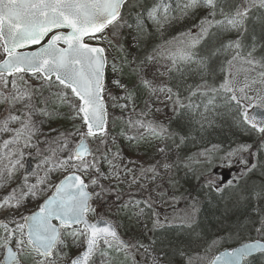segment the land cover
<instances>
[{
    "label": "snow or ice",
    "instance_id": "6c2138e0",
    "mask_svg": "<svg viewBox=\"0 0 264 264\" xmlns=\"http://www.w3.org/2000/svg\"><path fill=\"white\" fill-rule=\"evenodd\" d=\"M129 2L0 0V133L10 134V138L5 139L2 145L8 150L5 158L9 163L0 171V180L11 181L18 169L26 168L25 149L35 150L39 158L37 168L43 171V175H37L35 182H30V177L25 174L17 187L0 198V209L20 212L25 207V201L41 198L49 185L52 189L37 210L21 215L19 220L0 223V229L3 230L0 233V264H25L27 260L31 264H111L113 252H123L127 256L132 248H143L145 253H149L150 264H170L154 249L152 252L155 254H152L144 244H132L122 239L118 226L99 216L92 204L94 199L102 200L111 190L102 183L111 177L103 172L101 161L111 165L115 176L121 174L99 147L107 143V101L109 98L112 101H131L133 93L115 75L112 85L122 90L124 96L113 93L106 83L107 49L90 45L86 38L107 42L112 46L113 39L110 36L119 37L121 29L132 28L124 15ZM200 7L209 9V14L200 21L199 33L181 42L182 46L171 57L172 63L174 66L177 62L196 64L200 69H206L209 60L225 54L227 69L221 65V71H227V75L218 87L205 82L197 85L195 90L190 89V94L196 96L199 93L207 97L209 105L214 104L219 97L226 110L233 115L234 123L255 132L259 140L264 142V58L257 59L254 55L255 46L246 48L242 39L220 42L218 47H209L206 55L196 51L201 41L220 32L235 31L242 37L248 30L246 25L254 14L253 10L264 9V0H235L228 12H220L221 19L216 18L218 0H185L181 12L186 15L190 10ZM168 12L166 5L155 4L147 10V17L159 28L169 19ZM141 16L137 13L138 18ZM106 29H111L110 34L106 33ZM143 32V26L137 23L132 33L133 40L138 41ZM49 33L54 34L47 44L36 51L24 50L38 44ZM116 47L122 50L118 40ZM158 54L160 50H154L153 54L146 55L140 61V65L155 61ZM112 71L115 74L123 71V68L113 65ZM137 75L142 87L153 94L164 93L166 99L173 102V111L177 107H191L183 105L172 88L157 87L139 72ZM241 75L242 81L239 80ZM30 79L38 81V85L30 83ZM255 85L260 87L255 89V95H250ZM56 88H59L58 92L54 91ZM45 91L49 94L45 95ZM53 97L72 107V119L80 122L74 124V131H42L46 120L40 117L52 118L53 112L49 106L53 104ZM114 106L123 110L129 105L116 103ZM205 108L207 110V106ZM144 115L145 110H142L140 117L129 119V126L137 132L131 138H144L146 134L162 138L167 129L141 118ZM41 135L45 137L43 141L39 139ZM34 139L37 143L32 142ZM41 143L47 147L41 148ZM92 143H97L95 150L91 147ZM251 147L248 144L240 145L237 151L249 152ZM259 147L264 149V143ZM165 151V147L159 149L162 154ZM27 155L29 159L33 158L31 153ZM232 155L234 153H229V156ZM163 159L166 160V156ZM240 163L247 164L248 161L241 157ZM162 167L170 170L173 164L164 162ZM256 167V164H251L248 170ZM149 171L154 173L155 179L156 169ZM54 172L67 175L58 182H52L49 177ZM88 177L90 179L86 182ZM256 196L264 200V187ZM145 203L148 208L152 207L151 199ZM136 207L140 208L137 215L144 214L143 207ZM196 210L194 204L192 211L180 218L182 226L195 231ZM254 211L256 216L252 219L251 230L256 233V237L249 236L238 247L225 250L206 261V264H249L250 258L258 253L264 254V208ZM89 214L97 215V220L92 222L88 218ZM10 224L14 227H10ZM153 226H162L159 219L153 222ZM72 246L79 250L75 256L65 251ZM199 262L205 264V258L200 257ZM145 264H148L147 259ZM188 264H193L191 257Z\"/></svg>",
    "mask_w": 264,
    "mask_h": 264
},
{
    "label": "trees",
    "instance_id": "16d2710c",
    "mask_svg": "<svg viewBox=\"0 0 264 264\" xmlns=\"http://www.w3.org/2000/svg\"><path fill=\"white\" fill-rule=\"evenodd\" d=\"M144 1L145 5L142 6L141 3ZM132 2L138 6L129 21L132 25L129 29L134 32L139 23L144 30L143 35L136 41L137 55L144 59L146 55L153 54L154 50L159 49L160 54L155 61L167 65L166 86L179 95L183 105H191L185 108L177 107L176 111H173L174 105L170 101L168 121L162 125L167 129V133L162 137L173 146L176 153L171 175L173 184L180 189L178 206L187 209L195 202L199 207L195 231L181 225L169 226L153 230L150 236V242L156 252L162 254L170 264H181L184 259L208 250L215 240L219 241V245L215 247L218 251L244 242L249 236L256 237V233L251 230V222L256 216L254 210L264 208V200L256 196L264 187V149L259 147L263 142L254 135L255 132L245 130L234 123L233 115L226 110L219 97L214 104L209 105L207 97L199 93L196 96L190 94V89L195 90L197 85H203L205 82L218 87L227 75V71H221V65L227 69L225 54L209 60L206 69H200L196 64L177 62L174 66L172 63L171 57L180 47L168 49V42L180 38L182 34H189L194 28H199L200 21L208 16L209 9L200 7L190 10L185 15L181 12L185 0ZM218 2L216 18L221 19L220 12H228L235 0ZM155 4H164L169 9V19L159 28L147 17V10ZM253 11L254 14L250 16L246 25L248 30L242 37L235 31L220 32L201 41L196 51L206 55L209 47H218L220 42L228 43L242 39L246 48L255 46L254 55L257 59L264 58V9L258 8ZM137 13L142 16L138 18ZM227 58L231 59V56ZM245 144L252 146L249 151L250 163L247 165L256 164L257 167L252 169L248 176H244L246 171L242 170V167L245 165L242 166L240 161L235 160L232 165L224 166L226 171L219 180L223 187L219 190L214 180L209 182L212 168L210 165L206 169L207 164L201 161L200 155L211 150L219 151L226 146ZM199 165L205 167L204 172L196 171ZM236 174H240L239 178H236ZM249 264H264V256L252 258Z\"/></svg>",
    "mask_w": 264,
    "mask_h": 264
},
{
    "label": "rangeland",
    "instance_id": "374dc122",
    "mask_svg": "<svg viewBox=\"0 0 264 264\" xmlns=\"http://www.w3.org/2000/svg\"><path fill=\"white\" fill-rule=\"evenodd\" d=\"M145 5V1L141 3ZM138 5L134 2H130L125 8V18L128 22L131 17L134 16V9ZM199 28H194L189 34H182V36L174 41L168 42V49L172 47H181V42L189 37H195L199 33ZM111 29H106V33L110 34ZM132 31L128 27L121 29V35L119 37H111L113 39V45L109 46L107 42L97 40H87L86 42L90 45L103 46L107 49L106 55L108 56V67L106 69L107 80L109 88L112 89L114 94L120 97L124 96L122 90H117L112 85V80L115 76H119L124 84H126L133 93V100L126 101L120 99L119 101H112L110 98L107 101L108 104V125L106 137V145H99L101 152L105 153L112 164L117 166V170L121 173L118 177L113 174L111 165L107 162L101 161V168L103 172L109 175L111 178L103 180L102 183L110 188V192L106 194L102 200L94 199L92 204L96 209V213L109 220L110 222L118 226L119 234L121 238L132 244H144L148 247L150 253L154 249L152 242H150V236L153 230L169 227V226H180V218L192 211V206L196 203L192 202L189 208H183L178 206V193L179 187L173 184V176L171 175V169L166 170L162 167V163L166 162L173 164L176 159V153L172 145L166 142L164 137L157 138L155 136L145 135L144 138L132 139L131 137L136 136L137 132L131 128L128 124L130 118L135 119L140 117L141 111L145 110V115L141 118L148 121H152L155 124L163 125L167 122L168 118V107L170 101L166 99L164 93H155L148 91L140 84L139 76L143 75L146 79L152 80L157 87L166 86V63H156V61L149 62L144 65H140V61L144 60L143 57L136 53V41L133 40ZM122 45L121 48L116 47V42ZM115 65L117 68H123V71L113 73L112 66ZM139 65V67H137ZM227 73V72H226ZM253 75H255L253 73ZM239 80H243V75L239 77ZM30 83L38 85V81L30 79ZM259 85H255L254 90L250 92V95H255V89H258ZM58 92L59 88L54 89ZM49 93L45 91V95ZM69 96L71 94L69 91ZM133 101L135 104V111L133 112ZM116 103L123 105L128 103V108L121 109L120 107L114 106ZM148 108L145 109V105ZM50 111L53 112L51 119L40 117L45 119L46 123L42 127V131L47 133L50 129L58 130L59 132H71L74 131V124L78 125V120L74 121L72 116L74 115L72 107L67 103H61L55 97H53V104L49 106ZM158 109V111H157ZM143 131V130H141ZM256 137L258 135L254 133ZM52 136H55V132H52ZM10 134L0 133V171H3L4 166L8 165L9 161L6 159V153L8 150L3 148V141L9 139ZM44 136L39 137L40 141L44 140ZM33 143H37L34 139ZM264 143V142H263ZM41 148H46L47 145L40 144ZM91 147L95 150L97 143H92ZM165 147V153H160L159 149ZM239 146H226L219 151L211 150L209 153L201 154V161L206 162V169L212 168V176L209 182L214 180L217 184L218 189H222L223 186L219 184V180L223 173L226 171V167L230 166L236 161H240L241 157L250 163L249 152H238ZM26 153L25 160L28 158V153H31L32 170L33 172L28 175L30 182H35L37 175H43V171L37 168L39 158L36 157L34 149H25ZM264 152V151H263ZM229 153L234 155L229 156ZM166 156V160L163 157ZM113 157H117L113 159ZM239 159V160H237ZM174 165V164H173ZM201 165V164H200ZM196 169L197 172H204L205 167L200 166ZM245 165V166H243ZM242 170L246 171L244 176H248L250 173L249 165L242 164ZM156 169L155 179H153L154 173L149 169ZM131 169V172H128ZM25 175L24 169H18L16 176L13 180L4 182L0 180V198L7 195L12 188L17 187L21 182L22 177ZM67 173L54 172L50 175L49 179L52 182H58ZM240 174H236V178H239ZM135 177V182L133 178ZM90 177L86 178L87 180ZM51 185L48 186L44 196L39 199L25 201V207L20 212L6 211L0 209V223L11 221L12 219L19 220L21 215H28L32 211L37 210L38 205L42 203L43 198L51 194ZM91 190V189H90ZM151 199L152 207L148 208L145 203ZM128 205V207H125ZM140 205L144 208V214L137 215L140 212V208L136 207ZM197 217L199 207L196 205ZM88 218L91 221L97 219V215L89 214ZM159 219L161 227H154L153 222ZM197 220V218H196ZM182 226V225H181ZM10 227L14 225L10 224ZM0 229V233H2ZM219 245V241L215 240L208 250H203L201 253L192 255L193 264H200L199 258H205L209 261L214 253L216 252L215 247ZM69 251L72 256L78 253V248L72 246ZM156 252V251H155ZM160 254V253H159ZM160 256L163 258L162 254ZM111 264H145V260H148L150 264V254L145 253L143 248L137 249L132 248L126 256L123 252H113L111 254ZM137 258L134 260L133 258ZM98 259V258H97ZM189 258L184 259L181 264H188ZM25 264H31L30 260H27Z\"/></svg>",
    "mask_w": 264,
    "mask_h": 264
},
{
    "label": "water",
    "instance_id": "95a60500",
    "mask_svg": "<svg viewBox=\"0 0 264 264\" xmlns=\"http://www.w3.org/2000/svg\"><path fill=\"white\" fill-rule=\"evenodd\" d=\"M54 33H49L47 36H45L38 44H35V45H31L29 48H27V49H24L25 51H36V50H38L42 45H45V44H47V42H48V40L49 39H51V36L53 35ZM87 39V38H86ZM60 46H63L62 44L60 45ZM94 46H97V45H94ZM24 171H25V174H27V175H30L32 172H33V170H32V161H31V159H28L27 161H26V168L24 169ZM96 221V220H95ZM94 221V222H95ZM240 244H236V246H234V247H232V248H225V249H222V250H220V251H217L215 254H214V256L213 257H215V256H217V255H219L220 253H222V252H224L225 250H232L233 248H235V247H238ZM258 255H264V254H256L254 257H252V258H255V257H257ZM212 257V258H213ZM211 258V259H212ZM252 258H250V259H252ZM210 259V260H211Z\"/></svg>",
    "mask_w": 264,
    "mask_h": 264
},
{
    "label": "bare ground",
    "instance_id": "6f19581e",
    "mask_svg": "<svg viewBox=\"0 0 264 264\" xmlns=\"http://www.w3.org/2000/svg\"><path fill=\"white\" fill-rule=\"evenodd\" d=\"M225 248H228V247H225ZM225 248H224V249H225Z\"/></svg>",
    "mask_w": 264,
    "mask_h": 264
}]
</instances>
